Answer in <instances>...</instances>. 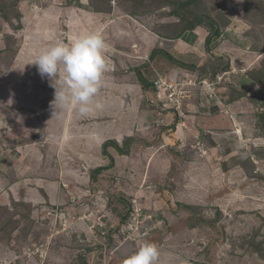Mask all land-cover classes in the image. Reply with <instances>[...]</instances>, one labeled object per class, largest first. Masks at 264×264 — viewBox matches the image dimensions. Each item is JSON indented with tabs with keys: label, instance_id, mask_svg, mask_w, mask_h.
<instances>
[{
	"label": "rangeland",
	"instance_id": "1",
	"mask_svg": "<svg viewBox=\"0 0 264 264\" xmlns=\"http://www.w3.org/2000/svg\"><path fill=\"white\" fill-rule=\"evenodd\" d=\"M68 1L0 0V264H264V0H89L114 10L87 115L33 63Z\"/></svg>",
	"mask_w": 264,
	"mask_h": 264
},
{
	"label": "clouds",
	"instance_id": "2",
	"mask_svg": "<svg viewBox=\"0 0 264 264\" xmlns=\"http://www.w3.org/2000/svg\"><path fill=\"white\" fill-rule=\"evenodd\" d=\"M106 43L98 32L86 33L71 44L56 43L42 50L33 62L42 78L47 77L55 88L51 106L64 109L77 106L81 115L92 109L94 97L103 85L109 63L105 55ZM53 81L59 83L56 86ZM167 90V89H166ZM158 247L142 243L138 250L126 258L124 264H157Z\"/></svg>",
	"mask_w": 264,
	"mask_h": 264
},
{
	"label": "crops",
	"instance_id": "3",
	"mask_svg": "<svg viewBox=\"0 0 264 264\" xmlns=\"http://www.w3.org/2000/svg\"><path fill=\"white\" fill-rule=\"evenodd\" d=\"M69 1H70L69 6H73V7L76 6L75 3L73 2V0H69ZM76 2H78L77 5H79V6L75 7L77 10H79L78 13H76V12L73 11L71 17H68V19L63 18L62 22L64 24H59L58 27L60 25L61 26L59 28H56L59 32H61L63 30V32L65 33V34H59L63 39L64 38L65 39L70 38L72 41H74L76 38H78V37H80V36H82V35H84L86 33H90L91 30L97 29L100 26V18L103 19V17H105L107 14H109L108 16L111 17L112 14H113L112 12H113L114 9H111L110 10L109 9L110 6H108V9H106V10H103L102 11V10L96 9L97 11L94 12L93 7H96L97 6L96 5V2L89 1V0H76ZM61 6L62 7H61V9H59V11L62 14H64V15L68 14V11H69L68 10V7L63 6V5H61ZM100 12L104 13L105 15L103 17H100L99 16L100 14H98ZM59 15L60 14H56V15H54V17L57 18ZM85 15H87V16H85ZM87 17H88V19H86ZM91 17H93L96 20V22H94L96 24H92L90 22V19L89 18H91ZM143 23H146V20H143ZM123 24H124L123 22H120L118 24L121 27L120 30L126 31V33L127 32H130L132 30V29L127 28L128 26H126V25H124V28H123ZM68 27H71V34L68 33V31H67V28ZM86 27H88V28H86ZM133 27L136 28L137 27V24H132V27L131 28H133ZM144 28L146 30H148L146 27H144ZM49 29L52 30V28H49ZM74 30L75 31L77 30V32L73 33ZM120 30H118L117 27H114V30L111 29L112 33H114L115 35L120 34L119 33ZM46 33H47V31L44 32V34H46ZM131 34H132V31H131ZM134 34H138L141 39H145L146 41L149 38V34H147L146 31L142 27L139 28V31L136 30V32ZM53 37L56 38L54 35H53ZM70 39H69V41H70ZM53 45H55L54 42H48L47 47L48 46L50 47V46H53ZM135 60H138V61H136V63H139V59L138 58H135Z\"/></svg>",
	"mask_w": 264,
	"mask_h": 264
},
{
	"label": "trees",
	"instance_id": "4",
	"mask_svg": "<svg viewBox=\"0 0 264 264\" xmlns=\"http://www.w3.org/2000/svg\"><path fill=\"white\" fill-rule=\"evenodd\" d=\"M188 30H192V29H190L189 26H187V27H185V28L183 29V31H188ZM145 82H146V81L143 79L142 83H144L145 85H148L147 82H146V83H145ZM107 144H109V145H111V146H116V147H117V148H116L117 150H119L120 152H123V151H122V148H121V147H118V146L116 145V143H114L113 141H108ZM101 170H102V168H99V169H97L96 171L99 172V171H101Z\"/></svg>",
	"mask_w": 264,
	"mask_h": 264
},
{
	"label": "built area",
	"instance_id": "5",
	"mask_svg": "<svg viewBox=\"0 0 264 264\" xmlns=\"http://www.w3.org/2000/svg\"><path fill=\"white\" fill-rule=\"evenodd\" d=\"M170 95V94H169Z\"/></svg>",
	"mask_w": 264,
	"mask_h": 264
}]
</instances>
